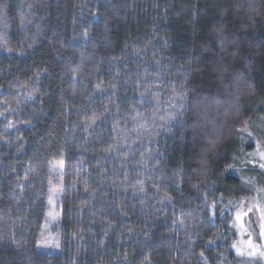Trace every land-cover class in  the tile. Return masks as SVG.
Instances as JSON below:
<instances>
[{"label":"trees","instance_id":"obj_1","mask_svg":"<svg viewBox=\"0 0 264 264\" xmlns=\"http://www.w3.org/2000/svg\"><path fill=\"white\" fill-rule=\"evenodd\" d=\"M259 114L264 0H0V264H245Z\"/></svg>","mask_w":264,"mask_h":264},{"label":"rangeland","instance_id":"obj_2","mask_svg":"<svg viewBox=\"0 0 264 264\" xmlns=\"http://www.w3.org/2000/svg\"><path fill=\"white\" fill-rule=\"evenodd\" d=\"M246 120L241 129L247 133L244 139L246 147L253 146V150L243 153L245 166L241 169L243 179L244 200L235 203L233 213L235 230L238 232L234 248L236 252L247 260L245 264H264V116L259 114L256 121ZM61 172V169L58 173ZM55 175L60 179L61 174ZM250 187L252 190L249 193ZM57 190H53L50 200V215L42 229V236L38 242V249L47 252L59 251V241L52 233L51 227L57 223ZM57 210V211H56ZM244 264V262H240Z\"/></svg>","mask_w":264,"mask_h":264},{"label":"snow or ice","instance_id":"obj_3","mask_svg":"<svg viewBox=\"0 0 264 264\" xmlns=\"http://www.w3.org/2000/svg\"><path fill=\"white\" fill-rule=\"evenodd\" d=\"M218 38H219V40L221 42V46L223 47V43H224L225 37L221 33ZM261 155H264V153H262ZM262 167H264V165H262ZM201 255H203V254L201 253Z\"/></svg>","mask_w":264,"mask_h":264}]
</instances>
